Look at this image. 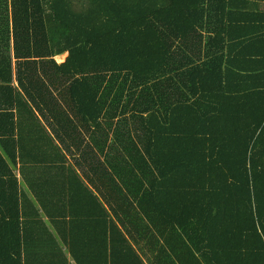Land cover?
I'll return each instance as SVG.
<instances>
[{"label": "trees", "instance_id": "16d2710c", "mask_svg": "<svg viewBox=\"0 0 264 264\" xmlns=\"http://www.w3.org/2000/svg\"><path fill=\"white\" fill-rule=\"evenodd\" d=\"M0 264H264V0H0Z\"/></svg>", "mask_w": 264, "mask_h": 264}, {"label": "crops", "instance_id": "0c3cea01", "mask_svg": "<svg viewBox=\"0 0 264 264\" xmlns=\"http://www.w3.org/2000/svg\"><path fill=\"white\" fill-rule=\"evenodd\" d=\"M58 143V142H57ZM74 153L75 154V149H73L72 147H71V153ZM64 153L66 154V157H67V159L70 161V162H73V157L71 158V156H70V154L68 153V150H66V149H64ZM36 156H34L33 158H35ZM46 158V155L45 154H43V155H39L37 158H36V160H40V159H45ZM78 173H80L81 174V171H78ZM102 193L103 194H105V191L104 190H102Z\"/></svg>", "mask_w": 264, "mask_h": 264}, {"label": "rangeland", "instance_id": "374dc122", "mask_svg": "<svg viewBox=\"0 0 264 264\" xmlns=\"http://www.w3.org/2000/svg\"><path fill=\"white\" fill-rule=\"evenodd\" d=\"M65 58H66V55L60 56V57H57V58H56V61H57L58 63H62V62L65 60Z\"/></svg>", "mask_w": 264, "mask_h": 264}]
</instances>
